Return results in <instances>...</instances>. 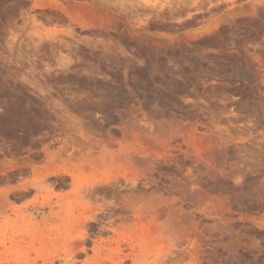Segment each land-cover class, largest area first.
<instances>
[{"label": "rangeland", "instance_id": "rangeland-1", "mask_svg": "<svg viewBox=\"0 0 264 264\" xmlns=\"http://www.w3.org/2000/svg\"><path fill=\"white\" fill-rule=\"evenodd\" d=\"M60 3H88L106 19L101 16V21L91 26L83 17L61 9ZM207 29L213 32L204 33ZM193 34L199 35L192 39ZM154 40L161 42V50L156 49ZM195 41L205 47L210 59L263 70L264 0H0V115L8 108L15 116L13 126L0 129V146L4 147L0 161L11 159L16 164L13 168L0 166V172L8 176L0 178V264L190 261L187 255L181 256L188 234L174 219L163 211L142 215L148 206L142 201L135 205L142 211L139 216L128 211V216L120 219L119 211H113L109 203L115 200L113 194L109 191L105 197L101 192L104 186L112 189L107 180H119L131 188L124 177L133 176L132 166L119 157L105 164L89 158L98 155V120L105 118L113 129L129 128L134 122L150 121L153 109L167 104L166 90L161 89L156 99L151 95L158 84H151L145 75L150 72V63L156 64L155 69L160 67L169 88L180 85L188 74L192 86L204 97L197 93L199 105L214 99L209 94L215 88L218 98L217 92L227 91L224 85L228 81H204L194 76L210 64L216 65L198 60L192 46ZM228 50L235 53L233 57L238 56L233 65L226 56ZM239 54L248 62L242 64ZM157 59H161L160 64ZM211 66L217 70H213L216 77L220 76L222 66L219 72L217 65ZM233 83L238 88L252 84ZM235 95L237 104L253 97V93ZM254 98L247 101L256 104L258 98ZM26 113L30 117L29 135L21 129ZM118 135L120 147L113 144L110 149L131 154L135 142ZM166 150L170 149L162 151L167 154ZM27 156L32 162H27ZM162 170L168 175L176 173L167 167ZM164 173L156 178L167 184L171 175L167 179ZM102 179L106 180L97 183ZM96 185L102 190L96 191ZM88 188L93 191L89 193ZM160 192L153 202H158L157 197H169ZM87 215L92 217L87 219ZM191 237L202 243L197 236ZM225 238L229 241V236ZM262 245L259 249L223 248L215 252L197 247L199 259L193 263L264 264Z\"/></svg>", "mask_w": 264, "mask_h": 264}, {"label": "bare ground", "instance_id": "bare-ground-1", "mask_svg": "<svg viewBox=\"0 0 264 264\" xmlns=\"http://www.w3.org/2000/svg\"><path fill=\"white\" fill-rule=\"evenodd\" d=\"M60 7L65 11L73 12V15L83 17L91 26L97 25L102 17H106L104 13L101 14L98 8L88 3H60ZM211 32H213V29H207L204 33ZM198 35H190V38L194 39ZM140 38V36H134L136 40H140ZM154 46L158 51L162 48V44L158 40H154ZM192 46L197 51V58L201 63L209 65L213 62L217 65H215L217 68L222 66V73L219 72L220 67L218 68L220 74L218 77H216L218 73L215 72L217 70H211L209 67L210 65L214 66L213 64H210L203 72H196L197 74L194 76H198L204 81H215V79L228 81L226 85L223 83L224 87H227V91L219 88L220 94L217 92L219 98L214 93L216 88L214 92L212 91L213 93L208 91L212 93L209 94V97L214 99H207L209 100L205 101L207 103L199 105L195 98L202 95V93L198 92L199 89L197 91L194 85L192 86L188 74H185L184 81L180 85L176 84V87L169 88L164 83V74L160 71V67L157 66L155 69L156 64L150 58L149 61L155 65L150 63V72H146L145 75L151 84H158L155 87L154 94L151 95L156 99L161 89L166 90L169 93L168 100H166L167 104L160 107L154 106L153 111L151 108L150 115L153 118L150 121L143 124L134 122L129 128L119 127L113 129L112 123L106 121L105 118L98 120L100 138L95 139L99 148L98 155L94 159L93 157L89 158L91 162L105 164L106 160L119 157L132 166L133 176L124 177V180L129 181V184L133 187H131L132 189L129 187V191H127L128 184H119V180H113L114 183L106 181V183L112 185L111 190L107 186V189L104 188L103 184L101 185L104 186L102 187L104 190L100 189L101 187L98 188V185H96L98 189L93 186L94 189L96 191L102 190L101 192L105 197V194L109 191L113 194L115 200L109 203L113 211L116 213L119 211L117 215L121 217L120 219L128 216V211L133 216H139L142 211L140 208H135V205L141 201L147 202L148 205L144 210L142 209V215H147L146 212L156 214L157 211H163L168 217L174 219L177 222L176 225L184 228L188 234L187 245L183 248L182 255L180 252L182 257L187 255L190 258V261L185 264H196L193 263V260L197 261L199 259L197 247L198 249L199 247L209 248L208 251L215 252L223 248L259 249L264 244V69L258 71L259 69L249 70L250 68L247 67L246 69L243 65L242 68L228 66L227 63V65L222 64L221 61L218 62L219 60H214L213 57V59H210L211 57L208 56L205 47L198 45L196 41L192 42ZM234 54L233 51L226 54L231 65H233V59L238 57H233ZM242 55H240L241 58L239 57L243 60L241 63H247L248 59ZM157 57L159 58V55ZM219 57L221 56L219 55ZM159 61L158 64H160ZM213 70H215V73ZM170 78L173 82L176 80L172 74ZM232 80L233 82L242 81V83L250 81L252 84H246V82L244 87L238 88L235 86L237 83L235 85L234 83L230 84ZM253 81L260 83L259 86L263 87H256ZM84 93L82 94L84 95ZM161 93L163 94V92ZM197 93L201 94L198 95ZM236 93L243 96H246L247 93L250 95L253 93V97L255 95L254 99L258 98V101L256 104L251 105L253 102L247 101L250 98L249 96L247 99L244 97L246 99L245 102L243 101L244 104H237L238 101L236 103V100H234V97L238 95H235ZM84 97L87 96L84 95ZM200 98H204L203 95ZM210 100L218 102L212 103ZM246 101L250 105H247ZM5 109V112L3 111L0 115V129L3 130L13 126L15 120L12 111L8 108ZM29 119L30 117L26 113L21 128L28 135L31 132L28 125ZM116 133L135 142L136 146L132 149L131 154L110 149L113 144L120 147V141L115 136ZM1 148L4 147L0 146V150H2ZM164 148L170 149L169 151L166 150V152L168 151L167 154L162 151ZM26 160L32 162V159H29L28 156ZM3 164L13 168L15 163L12 164L11 159L8 161L2 159L0 166ZM163 167L172 169L174 170L173 173H176L174 175L170 174V176L169 173L163 172ZM163 173L168 175L167 179L170 176V180L166 181L167 184L164 183L165 180L164 182H158L156 178V174L162 175ZM0 175V178L4 180L8 177H6L5 172ZM69 175L71 176V174ZM105 180H98L97 183ZM139 183L142 184L141 187ZM61 185L59 184V186ZM89 190L88 188L87 191ZM160 191L168 194L169 197L161 199L157 197L159 198L158 202H153L156 193ZM96 193L99 196L100 192ZM105 197L102 196L101 198ZM91 217L92 215H87V219ZM225 223L230 225L227 224L229 225L227 226ZM191 236H197L202 240V243L199 239L198 244L196 238L194 239ZM225 236L227 238L229 236V241H225ZM177 264H179L178 261Z\"/></svg>", "mask_w": 264, "mask_h": 264}]
</instances>
